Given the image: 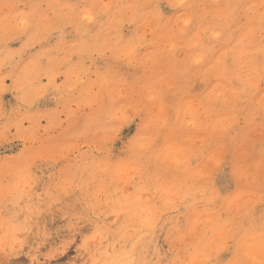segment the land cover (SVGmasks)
Wrapping results in <instances>:
<instances>
[{
	"label": "rangeland",
	"instance_id": "1",
	"mask_svg": "<svg viewBox=\"0 0 264 264\" xmlns=\"http://www.w3.org/2000/svg\"><path fill=\"white\" fill-rule=\"evenodd\" d=\"M0 264H264V0H0Z\"/></svg>",
	"mask_w": 264,
	"mask_h": 264
},
{
	"label": "bare ground",
	"instance_id": "2",
	"mask_svg": "<svg viewBox=\"0 0 264 264\" xmlns=\"http://www.w3.org/2000/svg\"><path fill=\"white\" fill-rule=\"evenodd\" d=\"M18 150V149H17Z\"/></svg>",
	"mask_w": 264,
	"mask_h": 264
}]
</instances>
